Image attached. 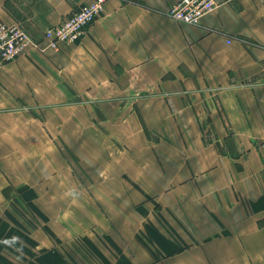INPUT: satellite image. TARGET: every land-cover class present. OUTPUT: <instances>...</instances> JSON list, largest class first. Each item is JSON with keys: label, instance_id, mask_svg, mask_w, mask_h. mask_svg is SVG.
I'll return each instance as SVG.
<instances>
[{"label": "crops", "instance_id": "obj_1", "mask_svg": "<svg viewBox=\"0 0 264 264\" xmlns=\"http://www.w3.org/2000/svg\"><path fill=\"white\" fill-rule=\"evenodd\" d=\"M0 0V264H264V0Z\"/></svg>", "mask_w": 264, "mask_h": 264}, {"label": "built area", "instance_id": "obj_2", "mask_svg": "<svg viewBox=\"0 0 264 264\" xmlns=\"http://www.w3.org/2000/svg\"><path fill=\"white\" fill-rule=\"evenodd\" d=\"M105 1L91 0L59 24L46 28L43 33L44 48L57 49L61 42L77 41L101 13ZM215 7L214 0H177L167 14L177 21L197 23ZM37 46L38 43L21 27L8 25L0 19V63L13 60L20 53Z\"/></svg>", "mask_w": 264, "mask_h": 264}, {"label": "bare ground", "instance_id": "obj_3", "mask_svg": "<svg viewBox=\"0 0 264 264\" xmlns=\"http://www.w3.org/2000/svg\"><path fill=\"white\" fill-rule=\"evenodd\" d=\"M84 5V4H83ZM62 43H64V42H62Z\"/></svg>", "mask_w": 264, "mask_h": 264}]
</instances>
